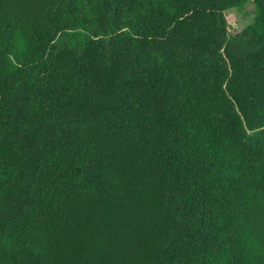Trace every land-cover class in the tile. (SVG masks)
Instances as JSON below:
<instances>
[{
	"label": "trees",
	"instance_id": "trees-1",
	"mask_svg": "<svg viewBox=\"0 0 264 264\" xmlns=\"http://www.w3.org/2000/svg\"><path fill=\"white\" fill-rule=\"evenodd\" d=\"M0 264H264V0H0Z\"/></svg>",
	"mask_w": 264,
	"mask_h": 264
},
{
	"label": "rangeland",
	"instance_id": "rangeland-1",
	"mask_svg": "<svg viewBox=\"0 0 264 264\" xmlns=\"http://www.w3.org/2000/svg\"><path fill=\"white\" fill-rule=\"evenodd\" d=\"M229 33L240 31L252 21V3L247 2L241 9L231 8L224 13Z\"/></svg>",
	"mask_w": 264,
	"mask_h": 264
}]
</instances>
